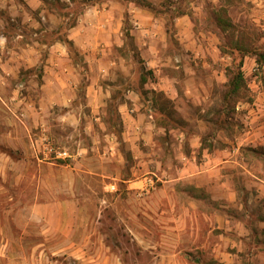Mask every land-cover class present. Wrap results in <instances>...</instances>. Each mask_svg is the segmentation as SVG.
Returning <instances> with one entry per match:
<instances>
[{
	"label": "crops",
	"instance_id": "0c3cea01",
	"mask_svg": "<svg viewBox=\"0 0 264 264\" xmlns=\"http://www.w3.org/2000/svg\"><path fill=\"white\" fill-rule=\"evenodd\" d=\"M205 1L222 6L221 0ZM252 1L250 15L264 22V0ZM178 3L0 0V253L29 252L30 261L19 264H108L102 254L113 248L105 239L103 222H117L119 215L103 213L104 195L111 194L102 179L108 152L102 140L110 148L114 140L113 134L102 135L93 126L103 124L102 114L112 104L129 124L135 123V108L159 112L161 95L181 109L171 76L158 69L155 58L170 44L189 49L200 40L190 11L199 10L201 1H190L186 9ZM239 13L245 16V10ZM207 39L213 43L217 38L211 32ZM129 42L133 53L149 60L156 80L149 85L144 76L139 89L104 84L105 79L132 76L134 56L123 54ZM64 126L71 128L68 138L58 136ZM81 126L89 141L73 138ZM44 134L54 147L69 149L70 157L44 153ZM216 159L212 168H176L172 179L228 206L237 202L239 176L252 173L248 168H224L230 165L224 154ZM93 175L100 178L88 180ZM252 176L247 189L264 197L263 179ZM138 185L127 181L132 193ZM226 220L236 222L237 233L247 228L233 215ZM260 225L264 229V220ZM23 238L31 241L23 244Z\"/></svg>",
	"mask_w": 264,
	"mask_h": 264
},
{
	"label": "rangeland",
	"instance_id": "374dc122",
	"mask_svg": "<svg viewBox=\"0 0 264 264\" xmlns=\"http://www.w3.org/2000/svg\"><path fill=\"white\" fill-rule=\"evenodd\" d=\"M190 1L179 0L178 7L186 9ZM199 1V10L191 9L190 17L200 40L189 49L170 44L155 56L158 69L172 78L181 109L161 95L159 112L146 106L135 108V123L129 124L112 104L102 114L103 124L93 126L102 135L113 134L114 140L113 148L102 140L108 145L102 179L111 194L104 195L103 213L119 215L117 222H103L105 239L113 248L102 254L104 263L264 264L260 225L264 197L246 187L252 174L264 181V62L256 61V54L264 52V22L250 15L255 5L252 0H221V7ZM243 10L245 16L239 13ZM211 32L217 38L213 43L207 39ZM132 50L129 42L123 51L129 58L134 56L132 76L105 79L104 84L139 89L141 76L149 85L156 80L149 60L143 61ZM232 65H241L244 80L238 95L227 97ZM82 128L73 138L86 142L88 135ZM57 133L68 138L71 128L64 126ZM218 154L230 160L224 168H248L252 173L239 176L237 202L228 206H222V199H212L172 179L175 169L185 164L212 168ZM99 178L93 175L88 180ZM128 180L139 183L134 193L127 189ZM228 215L242 220L247 227L242 234L236 232V222L226 220ZM22 241L29 244L31 238ZM30 255L0 253V264L27 262Z\"/></svg>",
	"mask_w": 264,
	"mask_h": 264
},
{
	"label": "trees",
	"instance_id": "16d2710c",
	"mask_svg": "<svg viewBox=\"0 0 264 264\" xmlns=\"http://www.w3.org/2000/svg\"><path fill=\"white\" fill-rule=\"evenodd\" d=\"M218 20L219 17L217 18ZM256 61L257 63L259 64H262L264 62V52H259L256 54ZM232 67V74L233 76L230 78V80L228 81V89H227V92H225V95L227 97H230L232 95H238V90L241 86V84L243 83V80H244V76H243V71H242V68H241V65L239 66H234L233 65L231 66ZM142 78V81L145 80V77L144 76H141ZM143 84V82H142ZM196 264H201L199 262V260H196L195 261Z\"/></svg>",
	"mask_w": 264,
	"mask_h": 264
},
{
	"label": "built area",
	"instance_id": "2783aa9c",
	"mask_svg": "<svg viewBox=\"0 0 264 264\" xmlns=\"http://www.w3.org/2000/svg\"><path fill=\"white\" fill-rule=\"evenodd\" d=\"M42 142L45 145L44 153L48 154V156H51L53 158L57 159H65L69 158L70 154L68 150L66 149H56L50 142L49 138L44 134L42 135Z\"/></svg>",
	"mask_w": 264,
	"mask_h": 264
}]
</instances>
